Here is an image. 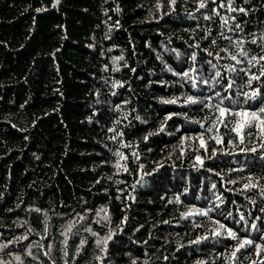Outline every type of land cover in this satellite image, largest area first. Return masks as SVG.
Here are the masks:
<instances>
[{"label":"trees","instance_id":"1","mask_svg":"<svg viewBox=\"0 0 264 264\" xmlns=\"http://www.w3.org/2000/svg\"><path fill=\"white\" fill-rule=\"evenodd\" d=\"M205 2L207 7L197 10L199 0H176L173 10L169 0H60L55 7V0H0V244L11 242L0 259L12 260V253L21 255L24 264H225L219 254L226 255L225 246L235 242L213 237L218 229L213 221L236 230L243 226L236 223L243 213L249 225L264 231V196L243 191L246 177L264 175V150L241 151L259 148L260 141L250 137L239 144L221 127L224 145L208 140L206 133L209 152L195 151V137L204 129L194 121L208 127L214 108L186 104L185 97L213 92L199 83L200 91L194 90L173 75L191 67L202 69L204 77L221 71L229 80L236 77L231 93L250 92L244 73L227 72L238 50L220 33L243 38L249 57L264 55L259 41L249 42L253 33L264 35V0H236L247 15L217 8L221 0ZM212 8L222 17H235L229 26L239 23L243 31L221 29L220 16L203 19ZM213 39L216 45L210 44ZM120 56L124 59L114 63ZM238 59L243 64L236 67H249ZM259 69L257 64L251 71L258 74ZM116 81L123 87H114ZM253 87L264 91V77ZM174 98H179L176 104L162 102ZM170 114L172 119H166ZM148 133L158 134L144 141ZM183 137L192 139L181 149ZM213 147L215 157L206 158ZM116 151L128 157L121 161L128 171L114 167ZM133 152L139 153L138 161ZM196 155L205 158L203 167L194 166ZM30 208L47 213V231L44 215ZM102 208L108 221L102 219ZM193 208L213 211L206 217L181 216ZM72 220L77 225L73 233L86 224L98 235L69 234L66 257L61 233ZM110 230L114 236L103 253L96 240ZM249 231L264 243L259 232ZM81 239L86 244L76 255ZM49 244L50 250L43 247ZM247 251L249 259L242 264L264 259V253L257 257L253 249Z\"/></svg>","mask_w":264,"mask_h":264},{"label":"snow or ice","instance_id":"2","mask_svg":"<svg viewBox=\"0 0 264 264\" xmlns=\"http://www.w3.org/2000/svg\"><path fill=\"white\" fill-rule=\"evenodd\" d=\"M248 0H244V3H247ZM60 3V0H55V3L53 4V7L58 5ZM213 4H216V0H212ZM176 4V0H169V5L173 6ZM161 5L157 3V8L159 9ZM207 4L205 0H199L198 9L206 8ZM217 8H226L229 12H239L243 13L244 15L248 14V9L244 7H240L236 5V0H221V2L217 5ZM217 8H212L210 13L208 15H204L203 19L205 20H211L212 16H220V12L217 10ZM43 9H37V11H42ZM222 20V24L220 25L221 29L227 28L228 31H236L240 30L243 31L241 24L236 23L235 27L232 28L229 26V20H235V17H222L220 16ZM209 29V33H210ZM221 37L223 39H226L230 42V45L232 47H235L238 50L237 54H233L230 56V59L234 61V65L232 66H226V70L229 73H244L245 76H247L246 84L244 85L247 88H251L252 90L250 92H235L231 93L230 90L233 88V85L235 84L236 77L233 76L231 80L224 77L221 73V71H214L209 75V77H204L203 70H198L195 67H191L188 70H184L180 73L173 72V75H179L182 78L186 79V82L191 83V88L197 91H200L198 88V83L203 84L205 86L209 87V90L213 92L212 96L205 95L203 92L199 96H192L188 95L185 97V103L189 105H199L202 109L208 108L209 110H212L214 108V112L211 116L207 118V124L208 127H205L204 123H200V121H194V123L199 124V127L201 129H204L203 133H200L195 137V140L198 141V148L195 149V151H199L200 149H203L205 153L209 152L208 148V140L214 141L216 145H224L226 142L224 140L223 135L220 134L221 127L227 129L230 133H234L235 137L234 140H238L239 144H244L246 139L250 137H255L260 141L259 148L253 146L249 149H241L242 152L249 151L252 153L260 152L261 150H264V91H262L259 87H253V81H261V78L264 77V55L259 56H251L249 57L248 51L243 47L245 40L243 38L233 40L231 36H227L224 34L223 31L220 33ZM253 39L249 41L252 44H258L261 48V51L264 52V35L260 37H256L255 34H252ZM210 44L216 45V40H211ZM196 47H199L197 44ZM220 51H226L225 48H220ZM209 56H212L213 53L211 51L208 52ZM239 57H243L245 60H247V63L249 67H236L235 65H242L243 60L238 59ZM217 58H220L217 55ZM124 57L120 56L117 58H113V62L116 63L118 60H123ZM191 59L193 62L196 61V55L193 53L191 55ZM208 64H212V61H207ZM257 64H260L259 73H254L251 71L252 67H255ZM212 67L215 69L216 65H212ZM116 71H119V68L115 69ZM134 71V70H133ZM168 71H172L171 68L168 69ZM195 74V75H194ZM212 77H215V79H212ZM211 81V83H210ZM223 81V82H222ZM211 85H216L220 87V91H216L211 87ZM114 87H123V84H121L119 81L114 82ZM113 95H115V92H113ZM218 98V99H217ZM179 98L174 99H168L163 100L162 102L165 104H176L178 102ZM213 99H216V103L213 104L211 101ZM229 101L228 104H225V101ZM249 102L256 103V107L252 108L251 105H249ZM244 105H249V107H244ZM231 117L232 119H229ZM126 118V117H125ZM139 119V117H137ZM166 119H172V115L170 114ZM117 124L120 123L119 120L116 121ZM110 131H115V129H110ZM160 132L164 131V125L161 126ZM179 131V129H177ZM211 134L208 136V140L205 139V134ZM158 133H148V135L144 136V141L148 140V137L150 135H155ZM119 137H123L124 133L120 132L117 134ZM117 137H113V139H116ZM188 139H192V137H183L181 138L180 142V148L183 149L184 142ZM227 143H233V140L227 141ZM120 147H131L130 144L121 143ZM216 148L213 147L211 150V154L208 155L206 158L212 159L216 155ZM184 152L181 151V155H183ZM228 154V153H225ZM115 156H117L119 159L115 163L114 167L117 169L123 168L124 171H128V168L125 164H122L121 161H125L128 159V157L120 151H116L114 153ZM132 156L138 161L139 160V153L133 152ZM204 159L200 155L195 156L194 160V166L199 165L200 167L204 166ZM260 159H264V154L260 156ZM163 166V165H159ZM140 171H143V165H140ZM210 170V169H209ZM147 175L148 173H144ZM261 179H264V175L260 176L259 178L255 177L254 175H249L246 177L247 183L243 186V191H249V190H258L261 196H264V184H261L259 181ZM139 182V181H138ZM231 183H235L236 181H230ZM117 183H122V181H117ZM216 185L213 184L212 188H215ZM216 199H221L220 197H216ZM251 199V198H249ZM177 203H179V198H177ZM254 202V201H253ZM216 207H219V205H216ZM11 210V209H10ZM29 211L42 213L45 217L44 224H45V231H47V213L44 212L43 209L40 208H30ZM101 212H105V215L102 217L104 221H108L110 217L107 215V212L105 209H100ZM213 211V208H207L206 210L201 209H190L187 213H181V216L184 219H188V217L193 215H199L206 217L209 215L210 212ZM261 211H264V209H261ZM79 215V214H78ZM221 215H224L222 212ZM231 213H227V216H231ZM227 218V217H226ZM79 219L81 221L85 220L84 216H79ZM257 219H260L257 217ZM96 223H99V221H95ZM240 222H243V226L239 229L234 230L233 228L228 227L224 223H221L220 221L216 220L213 221V223L218 225V229L212 230L213 237H219L223 239H228L231 241H234V244L226 245L225 249L227 251V254L220 253L219 255L224 258L225 264H242V261L244 259H249L248 249H253L255 255L257 257H260L261 253H264V243L257 242L256 238H253L251 235V229L252 231L259 232V240L264 241V231H261L260 228L257 227L255 223L248 224V222L245 219V216L243 213L240 214L239 220L236 221L237 224ZM91 223V221H90ZM76 221L72 220L68 222L65 230L61 233V235L64 236V243H65V252L64 255L67 257L69 255L67 251L68 246V239L69 234L78 235L80 231H85L91 233L92 236L96 237L98 233L96 231H93L91 227H88L86 224L81 225L79 228H77V231L73 233V229L76 228ZM31 231V229H29ZM243 232L245 235H240V233ZM114 236V233L110 230L108 234L100 239L96 240V246L100 249L101 252L107 253V246L108 243L112 240ZM20 239H28L27 236L25 237H17L16 240L19 241ZM202 239H208V237H202ZM200 241L197 240L195 243H199ZM11 242L8 244H0V252L4 251L6 248L10 246ZM86 241L81 239L79 242V248L76 252V255L80 254L79 249H83L85 246ZM35 246L39 247L40 245L37 243ZM46 249L50 250L51 245H45L43 246ZM25 248L28 249L27 255L32 256V252L29 249L28 245H25ZM230 249V250H228ZM9 255L12 256V260L16 261L17 264H24L22 256L21 255H14L12 253H9ZM45 255H47V251L45 252ZM33 259H35L34 256H32ZM101 257H97V260H100ZM12 260L5 261L3 259H0V264H12ZM65 264H69V262L66 260ZM133 264H135V261H133ZM252 264H257L256 261H252ZM259 264H264V259L259 260Z\"/></svg>","mask_w":264,"mask_h":264}]
</instances>
